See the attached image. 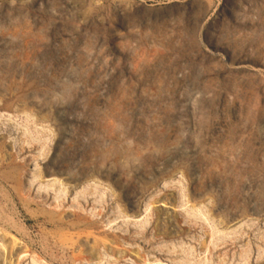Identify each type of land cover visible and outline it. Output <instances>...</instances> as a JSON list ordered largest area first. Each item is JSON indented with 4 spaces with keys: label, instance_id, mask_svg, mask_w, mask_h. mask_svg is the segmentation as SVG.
I'll use <instances>...</instances> for the list:
<instances>
[{
    "label": "rangeland",
    "instance_id": "374dc122",
    "mask_svg": "<svg viewBox=\"0 0 264 264\" xmlns=\"http://www.w3.org/2000/svg\"><path fill=\"white\" fill-rule=\"evenodd\" d=\"M33 263L264 264V0H0V264Z\"/></svg>",
    "mask_w": 264,
    "mask_h": 264
},
{
    "label": "bare ground",
    "instance_id": "6f19581e",
    "mask_svg": "<svg viewBox=\"0 0 264 264\" xmlns=\"http://www.w3.org/2000/svg\"><path fill=\"white\" fill-rule=\"evenodd\" d=\"M27 123H28V122H27ZM25 124H26V123H25ZM31 124H32V123H31ZM14 127H15V126H14ZM26 128H27V127H26ZM23 129H24V128H23ZM21 131H22V130H21ZM27 131H28V130H27ZM45 134H47V133H45ZM46 190H47V189H46ZM63 193H64V192H63ZM63 193H62V194H63ZM55 201H56V200H55ZM56 206H57V205H56ZM105 225H106V224H105ZM33 264H34V263H33Z\"/></svg>",
    "mask_w": 264,
    "mask_h": 264
}]
</instances>
